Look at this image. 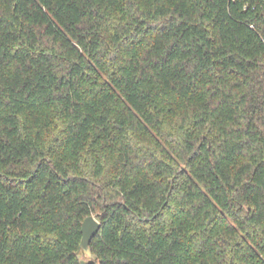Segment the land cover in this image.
I'll return each mask as SVG.
<instances>
[{
	"label": "trees",
	"instance_id": "1",
	"mask_svg": "<svg viewBox=\"0 0 264 264\" xmlns=\"http://www.w3.org/2000/svg\"><path fill=\"white\" fill-rule=\"evenodd\" d=\"M264 264V0H0V264Z\"/></svg>",
	"mask_w": 264,
	"mask_h": 264
},
{
	"label": "water",
	"instance_id": "2",
	"mask_svg": "<svg viewBox=\"0 0 264 264\" xmlns=\"http://www.w3.org/2000/svg\"><path fill=\"white\" fill-rule=\"evenodd\" d=\"M100 222L94 215L86 216L81 222V239L79 242L76 256L79 258L80 264H89L94 255L91 252L89 243L92 237L97 233Z\"/></svg>",
	"mask_w": 264,
	"mask_h": 264
}]
</instances>
